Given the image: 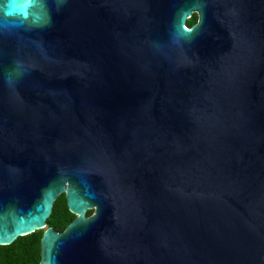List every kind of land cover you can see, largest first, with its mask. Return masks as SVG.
<instances>
[{
    "label": "water",
    "instance_id": "1",
    "mask_svg": "<svg viewBox=\"0 0 264 264\" xmlns=\"http://www.w3.org/2000/svg\"><path fill=\"white\" fill-rule=\"evenodd\" d=\"M39 230L40 264H264V0H0V246Z\"/></svg>",
    "mask_w": 264,
    "mask_h": 264
},
{
    "label": "trees",
    "instance_id": "2",
    "mask_svg": "<svg viewBox=\"0 0 264 264\" xmlns=\"http://www.w3.org/2000/svg\"><path fill=\"white\" fill-rule=\"evenodd\" d=\"M198 17L194 15L187 23L188 28L197 24ZM92 212L86 213V217ZM74 220L66 207L64 195L59 196L53 205L52 215L47 224L57 232H62ZM44 230L36 231L30 235L19 237L8 246H0V264H40L41 239Z\"/></svg>",
    "mask_w": 264,
    "mask_h": 264
},
{
    "label": "snow or ice",
    "instance_id": "3",
    "mask_svg": "<svg viewBox=\"0 0 264 264\" xmlns=\"http://www.w3.org/2000/svg\"><path fill=\"white\" fill-rule=\"evenodd\" d=\"M34 226H36V225H33V227ZM29 230H31V229L30 228H23V229H21V231H29ZM11 238H13V237L0 235V242H10V239Z\"/></svg>",
    "mask_w": 264,
    "mask_h": 264
},
{
    "label": "flooded vegetation",
    "instance_id": "4",
    "mask_svg": "<svg viewBox=\"0 0 264 264\" xmlns=\"http://www.w3.org/2000/svg\"><path fill=\"white\" fill-rule=\"evenodd\" d=\"M89 212H92V215H93V211H89ZM89 212H88V213H89ZM90 217H91V216H90ZM88 218H89V217H88Z\"/></svg>",
    "mask_w": 264,
    "mask_h": 264
}]
</instances>
